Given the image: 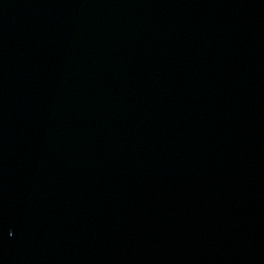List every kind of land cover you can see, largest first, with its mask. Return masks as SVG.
<instances>
[{"label": "water", "instance_id": "obj_1", "mask_svg": "<svg viewBox=\"0 0 264 264\" xmlns=\"http://www.w3.org/2000/svg\"><path fill=\"white\" fill-rule=\"evenodd\" d=\"M0 264H264V0H0Z\"/></svg>", "mask_w": 264, "mask_h": 264}]
</instances>
